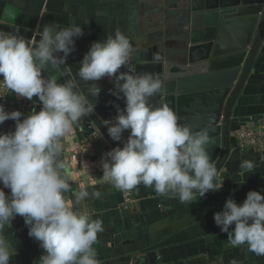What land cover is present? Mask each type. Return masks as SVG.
<instances>
[{
    "label": "clouds",
    "instance_id": "clouds-1",
    "mask_svg": "<svg viewBox=\"0 0 264 264\" xmlns=\"http://www.w3.org/2000/svg\"><path fill=\"white\" fill-rule=\"evenodd\" d=\"M82 35L81 25L75 22L69 27L46 24L27 39L18 31H0V98L11 92L29 101L35 96L41 102L38 112L22 120L19 110L6 111L0 104V124L8 119L16 122L13 131L0 132V264H9L16 254L4 235L16 215L23 217L28 235L44 250L37 264H100L93 245L104 230L103 221L93 218L84 206L89 196L85 186L72 193L74 199L66 196L70 180L61 157L63 137L94 112L89 96H98L97 81L104 77L113 83V95L123 94L125 106L122 110L117 106V115L103 124L114 141H121L122 133L129 131L122 147L101 157L106 182L121 191L143 184L158 196L188 204L223 186L209 153L211 125L192 131L170 107L149 102L164 84L155 73H137L129 67L134 49L119 29L93 41L83 55L77 75L82 81L95 82L86 92L76 87L75 80L59 83L47 73L50 66L65 64L74 50V38ZM122 66L127 71L121 72ZM254 167L252 161H242L241 175ZM93 196L98 198L100 192ZM213 219L232 247L246 244L249 252L264 256V195L260 192L249 190L240 204L226 198Z\"/></svg>",
    "mask_w": 264,
    "mask_h": 264
},
{
    "label": "crops",
    "instance_id": "crops-1",
    "mask_svg": "<svg viewBox=\"0 0 264 264\" xmlns=\"http://www.w3.org/2000/svg\"><path fill=\"white\" fill-rule=\"evenodd\" d=\"M3 1L35 18L34 34L49 23L63 27H69L73 22L81 25L83 35L74 38V50L65 63L75 81L87 84L95 82L82 81L77 73L80 61L93 41L114 35L119 29L129 38L134 50L162 47L169 56L176 58L179 47L188 37L190 17L194 14L190 11L189 0ZM206 27L202 23L201 31ZM245 27L243 22L224 28L220 42L236 41L246 31ZM103 81L111 80L104 77L97 84ZM263 114L264 52L254 62L234 103L231 129L251 123ZM71 139L69 136L68 141ZM64 141L63 137V146ZM230 143L228 158L218 175V179H223V186L189 204L171 196H158L153 188L140 184L134 189L133 201L124 208L119 205V190L103 181L94 170L90 171L97 182L86 187L89 196L83 204L93 213V218L103 221L104 230L97 234V242L93 245L100 264H232L233 261L236 264H264V256L249 252L246 244L232 247L227 233L221 232L213 219V214L222 210L226 198L231 197L240 204L249 190L264 195V146L255 151L249 146L236 147L231 138ZM61 160L63 162L64 153ZM244 160L252 161L255 167L251 173L241 175L240 164ZM63 172L67 173L64 164ZM75 191L79 189L70 188L66 196L74 199L72 193ZM97 191L100 192L98 198L93 196ZM11 222L12 225L4 229V235L16 250L9 264H37L36 260L44 250L28 235L23 217L16 215Z\"/></svg>",
    "mask_w": 264,
    "mask_h": 264
},
{
    "label": "water",
    "instance_id": "water-1",
    "mask_svg": "<svg viewBox=\"0 0 264 264\" xmlns=\"http://www.w3.org/2000/svg\"><path fill=\"white\" fill-rule=\"evenodd\" d=\"M189 2L190 11L194 13L190 17V32L183 46L179 47L176 58L169 56L162 47L152 50L149 46L133 51L129 67L137 73H155L162 80L164 88L158 95L149 98L151 104L170 107L179 117V122L189 125L192 131L211 125L209 153L219 173L231 148L232 108L254 62L264 52V0ZM243 22L246 25L243 35L229 44L220 42L219 37L224 28ZM202 23L207 27L201 31ZM34 24V17L0 0V31H18L27 39L34 34ZM120 71H127V68L122 66ZM47 73L54 74L59 83L74 80L66 63L50 66ZM91 85L77 82L76 87L86 92ZM98 86V96H89L95 110L85 118L96 125L113 148L122 147L129 131L122 133L121 141H114L103 120H112L117 115V106L121 110L124 108L125 99L122 93L120 98L112 94L114 85L111 81H103ZM32 99L35 101L32 111L38 112L41 102L38 97ZM15 123L11 119L5 120L0 124V132L13 131Z\"/></svg>",
    "mask_w": 264,
    "mask_h": 264
},
{
    "label": "built area",
    "instance_id": "built-area-1",
    "mask_svg": "<svg viewBox=\"0 0 264 264\" xmlns=\"http://www.w3.org/2000/svg\"><path fill=\"white\" fill-rule=\"evenodd\" d=\"M0 104L4 105L6 111L19 110L23 115H27L34 108L35 101L34 99L29 101L9 92L0 98ZM66 136L67 142H65ZM69 136L72 138L71 142L68 141ZM64 138L63 164L70 180V188L80 189L81 185L87 187L95 184L97 179L92 174L93 172H90L93 170L103 178L101 157L113 147L96 125L83 117L73 125L72 130ZM230 138L233 139L236 147L249 146L255 151L261 150L264 146V114L251 123H242L235 128H230ZM76 166L78 169L75 168ZM0 187L3 186L0 185ZM4 191L8 193L10 190L4 188ZM119 192L121 196L119 205L126 208L134 199V189L119 190ZM9 225H12V222Z\"/></svg>",
    "mask_w": 264,
    "mask_h": 264
}]
</instances>
